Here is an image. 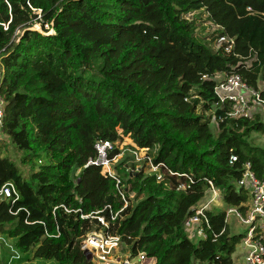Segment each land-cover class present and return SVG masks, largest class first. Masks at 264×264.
<instances>
[{
	"label": "trees",
	"instance_id": "1",
	"mask_svg": "<svg viewBox=\"0 0 264 264\" xmlns=\"http://www.w3.org/2000/svg\"><path fill=\"white\" fill-rule=\"evenodd\" d=\"M197 13L217 27L210 39ZM223 34L235 38L230 52L216 47ZM219 73L240 74L264 99V0H0L3 129L22 154L0 142V187L12 181L20 194L0 199V233L43 264H93L82 240L104 216L148 264H237L245 234L230 231L226 209L205 211L198 242L186 227L212 187L246 210L247 163L264 180V147L251 141L264 120L228 116ZM122 135L167 166L161 179L134 154L115 167L120 181L84 167L98 140Z\"/></svg>",
	"mask_w": 264,
	"mask_h": 264
},
{
	"label": "built area",
	"instance_id": "2",
	"mask_svg": "<svg viewBox=\"0 0 264 264\" xmlns=\"http://www.w3.org/2000/svg\"><path fill=\"white\" fill-rule=\"evenodd\" d=\"M52 31L50 25H45ZM224 47L226 51L230 52L235 46V38L227 34L220 35L217 39L216 47ZM220 78L215 76L217 86L215 88L219 101L225 105L227 103L230 107L227 112L228 116L232 118H254L256 114L264 115V99L261 97V88H256L248 84L242 76L238 73H222ZM6 102L2 94H0V132L4 134V118L6 114ZM214 121L216 117H213ZM264 120V117H263ZM134 145V156L137 162L147 160L150 165L151 172L155 173L159 179L162 178V167H167L164 163L156 164L152 157L148 154H139L141 151H148L147 148H139ZM118 146L117 142L100 139L96 142L95 147L98 152L96 158H91L88 165H98L102 167V172L105 175L112 176L118 181L115 169L112 168L113 159L109 158V153ZM119 147V146H118ZM237 160V155L233 154L231 161ZM239 187L246 189L249 193L248 203H246V210L243 212L238 207L229 206L227 214L234 213L239 220L247 226V232L241 242L245 252L242 255L240 264H264V180L257 177L252 170L250 163L245 165V169L241 179L237 182ZM214 192L217 191L212 187ZM122 198L127 202L126 197L121 191ZM20 194L12 181H8L0 187V199L17 200ZM127 205V203H126ZM123 209V208H122ZM209 209L208 202L197 206L195 213L186 220V227L194 228L198 233L205 236L204 223L209 226V219L205 211ZM119 213V212H118ZM112 215L115 219L117 214ZM101 233L90 231L84 238L82 248L94 261L100 264H148V257L145 253H140L138 256H122L115 258L113 255L115 251L122 244L121 237L115 234H109L104 230L105 227L110 226V221L104 216H98ZM1 264V261H0Z\"/></svg>",
	"mask_w": 264,
	"mask_h": 264
},
{
	"label": "rangeland",
	"instance_id": "3",
	"mask_svg": "<svg viewBox=\"0 0 264 264\" xmlns=\"http://www.w3.org/2000/svg\"><path fill=\"white\" fill-rule=\"evenodd\" d=\"M198 21L201 23V25L198 27V35L202 36V37H206L207 39L211 38V35L215 33V30L217 29V27L215 25H213L210 21H208L207 19V15L204 13L198 14ZM35 28L42 30L41 25L40 24H35ZM215 42L213 43L214 46ZM177 69V68H176ZM177 70H180V66L178 67ZM222 75H218L217 77H221ZM264 85V81H261L259 83V86H263ZM264 117V115L262 116V118ZM217 122L213 121L211 124V127L213 129V131L215 133L219 132L218 126H217ZM251 141L259 146H263L264 147V134L262 133H258V132H253L252 136H251ZM0 142L6 143L3 151L5 152L6 155H9L11 158H14L15 160L19 161L20 160V156L22 155L17 148L11 143L9 137L6 136V134H2L0 132ZM134 142L133 140L129 137V136H121V139L118 141V146L121 149V153L119 155L116 156V158L113 161V165L112 168L115 169V167L117 166V164L119 163V161L123 158V156L126 155H132L134 154ZM139 154H142V156H145L144 154H148L147 151H141ZM136 160V159H135ZM137 161V160H136ZM212 193L209 191V194ZM215 194V193H213ZM212 194V196H213ZM216 195V194H215ZM133 196V195H132ZM217 202H214L211 204V208H223V206H220L219 203L222 201V196L220 195V192L218 191V194L216 195ZM226 206V205H225ZM224 208H227L224 207ZM210 209V208H209ZM228 224L230 227V231L233 233H237V234H246L247 232V226L242 223L239 218L234 214H230L228 217ZM194 228H188V233L191 237V239L194 242H198L201 238V234H199L197 231H193ZM94 231L101 233L100 230H96L94 229ZM203 236V235H202ZM84 241V239L82 240V242ZM0 253H1V259L4 260L6 263L8 264H43V261L37 260L35 258H33L32 256L30 257H25L24 255H22L15 247L14 244V240L7 238L6 236L2 235L0 233ZM241 253V249L240 246H237V253L234 254V258L236 260L237 264H240L242 261V255L241 258L238 257L237 255ZM122 256H131L130 255V250L129 247L125 244L122 243L120 245V247L115 251V254L113 255V257L118 258V257H122ZM76 258H78L76 256ZM78 260V259H76ZM93 264H100L97 261H92ZM147 264V263H144Z\"/></svg>",
	"mask_w": 264,
	"mask_h": 264
},
{
	"label": "crops",
	"instance_id": "4",
	"mask_svg": "<svg viewBox=\"0 0 264 264\" xmlns=\"http://www.w3.org/2000/svg\"><path fill=\"white\" fill-rule=\"evenodd\" d=\"M220 74H222V73H219V74H217V75H220ZM214 121V120H213ZM210 192H212V193H210L209 195H208V197H207V199L205 200V201H203L201 204H199V205H197V206H200V205H203V204H205V203H207L208 202V204H209V208H211V204L214 202V200L215 199H217L216 197V195L218 194V190L216 191V192H214L212 189L210 190ZM213 193H215V194H213ZM212 194H213V196H212ZM249 199V198H248ZM215 202H217V200H215ZM248 203V202H247ZM219 205L220 206H223L224 205V207H226L227 206V208L229 207L225 202H224V200L222 199V201L219 203ZM226 205V206H225ZM221 208V209H227V208ZM218 209H220L219 207H218ZM229 215L230 214H227V220H228V217H229ZM228 222V221H227ZM230 228V227H229ZM188 230V229H187ZM193 231H195L196 232V230L194 229ZM233 233V232H232ZM200 234V233H199ZM201 238H204V235L202 236V234H201ZM200 238V239H201ZM237 246H240V249H241V253H239L237 256L238 257H240L241 258V255L245 252V250L243 249V246H242V244L240 243V244H238ZM237 253V249H236V252L234 253V254H236ZM236 261V260H235Z\"/></svg>",
	"mask_w": 264,
	"mask_h": 264
},
{
	"label": "water",
	"instance_id": "5",
	"mask_svg": "<svg viewBox=\"0 0 264 264\" xmlns=\"http://www.w3.org/2000/svg\"><path fill=\"white\" fill-rule=\"evenodd\" d=\"M90 258H91V254H89Z\"/></svg>",
	"mask_w": 264,
	"mask_h": 264
}]
</instances>
